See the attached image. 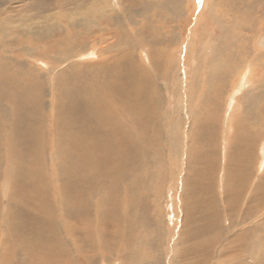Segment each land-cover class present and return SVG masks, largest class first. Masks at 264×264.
Masks as SVG:
<instances>
[{"label":"bare ground","instance_id":"bare-ground-1","mask_svg":"<svg viewBox=\"0 0 264 264\" xmlns=\"http://www.w3.org/2000/svg\"><path fill=\"white\" fill-rule=\"evenodd\" d=\"M136 1L143 7L135 12L163 6L162 0ZM263 5L244 7L241 14L260 13L250 28L225 27L215 45L195 52L196 67L182 89L176 51L183 35L192 39L190 46L198 36L180 35L184 24L171 27L178 9L187 14L192 3L170 0L164 21L144 23L149 29L136 37L124 25L108 41L110 28L101 35L96 28L106 27L108 16L119 27L120 15L104 0H20L15 6L0 0V264H78L81 254L97 264L101 249L110 262L125 252L129 264H264V206L255 207L264 201V77L253 74L264 63L216 49L235 33L256 37L253 43L264 38ZM82 12L85 32H36L74 21L76 13L84 21ZM167 24L165 33L157 32ZM211 50L214 56L204 60ZM91 57L97 60H81ZM30 59L62 69L54 75ZM233 63L246 75L231 76ZM163 64L169 73L160 86L152 73L160 74ZM241 87L244 115L227 137L232 124L219 121L226 94ZM109 95L127 111L125 124L116 109L108 110ZM168 98L178 100L173 109ZM229 111L231 121L233 107ZM189 117L184 137L178 120ZM48 135L56 140L46 143ZM226 146L234 150L224 167ZM250 174L252 183L258 175L253 190ZM170 182L178 187L174 199L182 187V199L167 259L162 238L169 230L164 217L169 219L161 201ZM157 204L163 212L154 209Z\"/></svg>","mask_w":264,"mask_h":264},{"label":"rangeland","instance_id":"rangeland-1","mask_svg":"<svg viewBox=\"0 0 264 264\" xmlns=\"http://www.w3.org/2000/svg\"><path fill=\"white\" fill-rule=\"evenodd\" d=\"M163 1V6L159 9L156 8V12L152 13L150 10V13L146 12V9L143 8L142 12H135V10H139L141 7L143 6H135V4L133 3H137L136 0H104V2L108 3V6H110V8L112 9V13H118L119 16V21H120V26L118 27V25L116 24V26L113 23H110V19L108 16V24L106 27L104 28H96V34L97 35H101L106 33V29L110 28V30H108V41L113 39V33L114 29L123 31V27L124 25H127V28L125 31H128V27H130V31L132 33H130L132 36H140L145 30H148L149 28H147L144 23L149 22L150 20L154 19H159L161 21H164L165 17L169 11V4H170V0H162ZM186 1L188 4L192 3L194 5V7H192V10H189L187 14H184L183 8L178 9L177 14L174 18V20L172 22H174L172 24L171 29H175V25L176 26H180L182 24L183 25V32H180L179 34H188V35H192V34H197L198 38L196 39V42L192 44V46H190V42L192 41L191 38L186 37L185 35H183V39H182V44L179 46V49H177L176 53H178L180 55V57L175 56L176 59L179 60L177 66H178V82H181L180 87L183 89L184 84L187 82H185V76H190L192 74V72L194 71L195 67H196V62H194L195 59V52H198V50L200 49V47H202L203 45H208V44H213L215 45L217 42V39L219 36L222 35L223 30L225 27L230 28L232 25H239V29L240 30L243 29H247L250 28V24L252 21H255L259 18L260 13H258L257 11H252L249 14H241L244 11V7H252L254 5L260 6L264 3L263 0H183ZM20 2V0H12L13 5L15 6V4H18ZM123 3V4H122ZM166 3V4H165ZM133 4V6H132ZM264 6V5H263ZM259 8V7H258ZM160 10V11H159ZM160 12V14H159ZM82 14L85 16V20L82 21L81 20V16L79 18H77L78 15H80V13H76L75 14V20L74 21H70V22H59L58 23V27L56 28L54 25H45L41 30H36L37 33H42L44 36H49L52 37V34L54 35L53 37H55L56 35H64V34H69L71 33V31H75V32H85L88 30L87 25H88V21L86 19V15L85 13L82 12ZM146 14V15H144ZM227 18L226 19V17ZM240 15V16H239ZM58 18H60L58 16ZM56 19V18H55ZM116 20V18H115ZM176 20H180L183 21L184 23H177L176 24ZM228 20V21H226ZM128 23V24H126ZM171 23V22H170ZM169 23V24H170ZM165 26L164 28H160V30H157L158 33H165L168 29V25ZM163 25V24H161ZM195 28V29H194ZM99 29H101L99 31ZM172 29V30H173ZM180 31L177 30L175 32ZM174 32V33H175ZM219 35V36H218ZM241 35V32H240ZM240 35H237V33L233 34V35H229V37H227V41L225 43V45L223 47H217L216 49H219L220 51H223L224 49H226L227 51L232 50L233 52L236 53V58L240 55H244V56H248V57H252L254 60L257 61L258 65H262L264 63V38H262L260 41H257L255 43H253V41L256 39V37L254 36H248V37H242ZM138 41V40H137ZM125 43V42H124ZM230 45V47L225 48L226 46ZM189 47V48H188ZM121 49L123 50H127L129 48V45L126 46H120ZM256 49V51H254L253 49ZM189 50L192 52L191 54H189ZM245 51L246 54H243L242 51ZM92 51V49H91ZM96 57H97V53H98V48H96L94 50V52ZM108 54H110V52H108ZM137 52L134 54L136 55ZM225 55H228L226 51H224V55L219 54L220 58H226ZM214 55H212V50L204 57V60H206L207 58H211ZM91 57L88 59H81L84 62H88L90 61V59L94 62L97 59ZM149 57L144 56V63L149 65ZM31 63L34 65H37L39 67H43L47 72L56 75V73L59 72V70H61V66L58 67V69L56 71H51L52 66L50 63H48L46 60H37V59H30ZM235 61V59L233 60ZM167 64V63H166ZM163 64L162 65V71L160 74L155 75L152 73V77L155 79L156 83L160 86H163V84L167 83V74L169 73L168 71L165 72L163 71V66L166 65ZM250 64H252V61L250 62ZM232 68L234 69V71H230V75H239L244 76V74L246 75V73L244 71L240 70H235L238 69L239 67L237 65H235L233 63ZM206 72V70H205ZM262 73V74H261ZM253 74H257L260 75V78L264 77V70L261 69H256V73ZM263 75V76H261ZM191 78V77H190ZM108 79H111L110 76H108ZM233 79V78H230ZM234 81H236V78L233 79ZM102 80H100L99 82H101ZM97 84V83H96ZM220 83L218 81L217 85L218 86ZM241 84L240 81H238L236 83V87H239ZM96 88L99 91H102L103 89L99 88L98 85H95ZM232 89L235 87V83L231 85ZM203 88H204V92L206 91L207 87L206 84H203ZM246 87H241L240 89H238L236 92L234 93H230V94H226V101H227V107H223L224 112H221L222 118L220 121L221 125L223 124V126H226L227 123L231 122L232 127L229 128L228 130V134L227 137L229 136L230 132L232 130H235L238 126V124L241 123V119L244 115V109H241V106L244 105L243 100H242V95H243V91L245 90ZM183 95V93H182ZM181 95V96H182ZM222 98V96H221ZM113 99V100H111ZM114 98L112 97V95L108 96V110L112 111L114 109H116V113H119L120 115H118L119 118H121L122 122L125 124V122L128 120V113L126 111V114H124V110L120 109L119 104L117 105L116 103H114ZM224 100H225V96L223 97L222 101L224 104ZM197 103H200V100L197 101ZM178 104V100L177 101H173L172 99L168 98V109H173L174 107H176V105ZM233 107V115L235 116L234 119L231 118V121H229L230 116V111L231 108ZM166 114V113H165ZM191 125V118H186V121L184 120H178V128L180 129V134L184 137L187 136L188 134V129ZM220 125V126H221ZM222 128V127H220ZM225 130L222 131V129L220 130L219 135L223 136L224 135ZM258 135V134H257ZM142 137V139L140 137H138L140 140H144L143 136L144 135H140ZM47 137V136H46ZM224 138H222L223 140ZM48 140H51V142L53 140H56V138H53L51 135H48V139L46 140V143L48 142ZM221 140V139H220ZM145 141V140H144ZM222 144V141H219ZM216 146V149H218L221 144ZM53 147V144L51 145ZM223 147V146H222ZM226 149L228 151H223L224 154V159H223V165L225 167L226 165V161L229 158V153L230 151L234 150V147L232 146H226ZM232 149V150H231ZM262 153L264 151V149L261 147ZM234 158V157H233ZM223 167V168H224ZM252 173V172H251ZM223 175V173H222ZM222 177V176H221ZM258 177V175H257ZM254 182H251V174L249 177V184L252 185V190L256 185V178ZM224 180L226 182V178L223 177L222 179V183L224 184ZM159 182V181H158ZM220 184H221V180H219ZM182 186V183H180ZM248 184V186H249ZM176 182H170L169 186L165 187V192H163L165 195V197L163 198L164 200L161 201V203L164 205V210L167 213V217L169 220H167L164 217L163 222H169L168 228L169 230L166 231L162 228L161 230V234L163 231H166L163 235L162 238V248H166L167 250H170V252H166V258L168 259L169 255L172 253V247L175 243L176 240V236H177V232L179 227L177 226V224H179L180 222L179 219L177 218L176 215V209H178V207H181V199H182V191L181 188L179 189L178 192V197L176 199L174 192L178 190V187L176 186ZM165 186V185H164ZM164 186H162V188L164 189ZM123 190H127V188H123ZM159 193H154L153 197L154 199H157V196H159ZM224 199L226 198L227 200H230L227 198V195L222 193ZM128 196L131 197V195L128 193ZM248 197V196H247ZM155 202V200H153ZM243 204L242 206H245V203L247 201V198H243L240 200ZM264 206V201L263 202H256L255 207H263ZM155 210H159L160 212H163V208L160 209L159 204L156 205V207L154 206ZM132 222L135 221V218L131 219ZM139 220V219H138ZM181 225V224H180ZM175 228V230H174ZM7 229H5L4 231H6ZM175 231V234H174ZM250 245V244H249ZM248 245V246H249ZM125 252H123L122 254H120V258H113V261L110 262L108 260V257H105L106 254H108V252H103V250H99L98 251V255H97V264H129L128 262L124 261L125 259ZM248 253V252H247ZM246 253V254H247ZM150 254V253H149ZM148 254V255H149ZM123 255V256H122ZM148 255L146 257H148ZM76 261L78 264H91L83 254L81 255H77L76 256ZM68 263V262H67ZM66 263V264H67ZM164 264H166V260H164Z\"/></svg>","mask_w":264,"mask_h":264}]
</instances>
